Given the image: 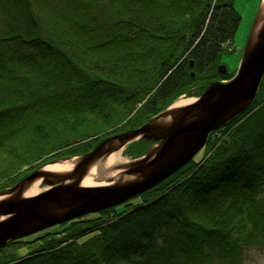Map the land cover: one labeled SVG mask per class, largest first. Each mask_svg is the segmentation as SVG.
Wrapping results in <instances>:
<instances>
[{
    "label": "trees",
    "instance_id": "obj_1",
    "mask_svg": "<svg viewBox=\"0 0 264 264\" xmlns=\"http://www.w3.org/2000/svg\"><path fill=\"white\" fill-rule=\"evenodd\" d=\"M240 19L233 0H0V191L222 80ZM263 191L264 76L183 168L116 207L9 241L0 264H242L264 248Z\"/></svg>",
    "mask_w": 264,
    "mask_h": 264
},
{
    "label": "water",
    "instance_id": "obj_2",
    "mask_svg": "<svg viewBox=\"0 0 264 264\" xmlns=\"http://www.w3.org/2000/svg\"><path fill=\"white\" fill-rule=\"evenodd\" d=\"M263 17L259 7L238 72L231 81L209 83L199 90L194 102L171 110L174 101L138 128L110 135L90 152L64 159H75L71 172L48 174L43 171V165L2 192L1 195L8 196L0 201V218L6 217L0 220V249L10 240L120 205L158 185L188 163L212 131L242 113L254 100L264 75V20L257 32L254 31ZM217 69L220 74L226 73L224 66ZM143 138L157 143L150 144L146 155L121 164L123 176L108 178L107 185H79L87 168L91 169L98 158ZM36 178L48 188L34 198L21 197L24 187Z\"/></svg>",
    "mask_w": 264,
    "mask_h": 264
},
{
    "label": "rangeland",
    "instance_id": "obj_3",
    "mask_svg": "<svg viewBox=\"0 0 264 264\" xmlns=\"http://www.w3.org/2000/svg\"><path fill=\"white\" fill-rule=\"evenodd\" d=\"M260 3H261V0H233V7H234L235 11L237 12V14L241 17V19H240V23H239L237 32L233 35V38H232L233 41L231 43V49H232L231 52L223 53L221 55V57L218 59L219 66H224L226 68V73L225 74H221L222 75V80L217 81V82H228V81H231L235 77V75L237 74L239 63H240V59L242 57V54H243V51H244V47H245L247 39L249 37L250 29H251L252 23L254 21V18L256 16L257 10H258V8L260 6ZM211 64L212 63L209 62L208 68L211 67L210 66ZM204 69H207V68H204ZM233 72H234V75H232ZM226 75H227L228 78L225 77ZM229 75H231V76H229ZM192 76H194L193 72H192ZM195 89H197V87ZM193 92L194 91H192V93L190 92V94H187V96L190 97L191 95L194 94ZM126 159L129 162V160L131 158H130V156L128 157L126 155ZM55 161H57V162H65V161H68V160H64V159H62V160H54V161L46 162L43 165L47 166L49 164H52ZM57 162H55V163H57ZM186 164L181 166L179 169L183 168ZM34 170H36V169H34ZM34 170L28 172L27 174L32 173ZM178 170H176L175 172H177ZM106 171L107 172H111L110 169H107ZM173 174H171V175H173ZM170 176H168V177H170ZM103 178H104V176H102V177L99 176L98 179H97V182H101V181H105L106 182L108 178L111 179L112 178L111 173L104 180H103ZM106 183L109 184V182H106ZM14 185H16V183ZM14 185H12V186H10L8 188H5L2 191H0V197L3 196V195H1L2 192H4L5 190L13 187ZM263 197H264V191H263ZM0 201H1V199H0ZM114 207H116V206H114ZM121 210H122V208H121ZM121 210H118V211H121ZM21 238H23V237H21ZM28 240H29V238H28ZM10 241H13V240H10ZM5 245H3L2 248ZM34 245H35L34 242L28 244L29 248L21 250L20 253H24L25 251L31 250L32 246H34ZM10 249L11 248L8 247L7 251L10 250ZM241 263L242 264H264V248H260V249L259 248H250L249 251L247 252L246 256H245V259Z\"/></svg>",
    "mask_w": 264,
    "mask_h": 264
},
{
    "label": "bare ground",
    "instance_id": "obj_4",
    "mask_svg": "<svg viewBox=\"0 0 264 264\" xmlns=\"http://www.w3.org/2000/svg\"><path fill=\"white\" fill-rule=\"evenodd\" d=\"M260 7H262V11L264 13V0H262ZM263 20H264V17L260 18L254 33H256L257 30L259 29V27L262 25ZM247 42H248V39H247ZM247 42H246L245 47L247 46ZM245 47H244V49H245ZM263 76H262V79H263ZM194 101H195L194 98H183L182 97V98H179V99L175 100V102L172 104L170 109L171 110L178 109V108L184 107V106H186V105H188V104H190V103H192ZM168 119L169 118L165 119V121L168 120ZM139 141H140V144H156L157 143L156 141H153L152 139H149V138H143V139H141ZM147 151L148 150H145L143 155H146ZM139 157H141V156H139ZM74 160L75 159H72V160H69V161H65V162H57V163L49 164V165L44 167L43 171L48 173V174H66L68 172H71V170L73 168ZM128 163L129 162L126 159V156L123 154V148L119 149L118 151H116L114 153H105V155H103L102 157L98 158L93 163V165H92L93 167L91 169L87 168V170H86L87 172L85 173V175L82 178V180L79 182V185L86 186V187L87 186L106 185L107 183L105 181L97 182L98 177L99 176L100 177L104 176V178H103V180H104L105 178H107L110 175V173H111L112 177L123 176L122 174H120V167L119 166L121 164L126 165ZM114 166H118V168L114 169L113 168ZM112 168L114 170H112ZM107 169H110L111 172H107L106 171ZM30 174H27L24 177H26V176H28ZM131 178H133V177H131ZM47 188H48V185L43 184L41 182L40 178H36L32 182H30L29 184H27L24 187V189H23V191L21 193V197H25V198L32 197V198H34V197L38 196L40 193H42V191L46 190ZM7 196L8 195H3V196L0 197V199L6 198ZM5 218L6 217H1L0 220H4Z\"/></svg>",
    "mask_w": 264,
    "mask_h": 264
}]
</instances>
